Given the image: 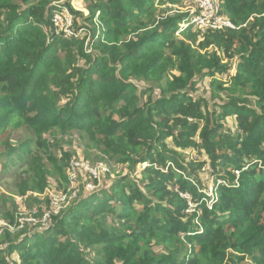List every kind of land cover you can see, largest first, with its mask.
<instances>
[{
	"label": "trees",
	"instance_id": "trees-1",
	"mask_svg": "<svg viewBox=\"0 0 264 264\" xmlns=\"http://www.w3.org/2000/svg\"><path fill=\"white\" fill-rule=\"evenodd\" d=\"M70 1L75 28L102 25L94 55L54 36V0H0V181L67 185L71 155L50 149L71 134L128 173L4 230L0 264H264V0H217L239 29L198 50L187 15L158 9L181 0ZM204 80L219 104L192 96Z\"/></svg>",
	"mask_w": 264,
	"mask_h": 264
},
{
	"label": "rangeland",
	"instance_id": "rangeland-1",
	"mask_svg": "<svg viewBox=\"0 0 264 264\" xmlns=\"http://www.w3.org/2000/svg\"><path fill=\"white\" fill-rule=\"evenodd\" d=\"M187 1L189 0H181L179 4L171 6L170 9L168 6H161L158 9L165 10L167 15L171 16H174L176 14H186L185 12L188 9ZM89 2L90 0H81V2L77 4L78 6L75 4V0H71L68 3L76 6V8L78 9L80 7V9L85 10ZM90 10V8L87 9L88 12ZM100 32H102L101 29ZM197 34L200 36L204 33H201L200 31L193 28L190 30L189 33H187L185 39L187 42H190L192 44V47L195 50L199 49L198 42L200 41V38H198ZM91 54L94 55L95 51L93 50ZM83 65V61L78 62V66ZM135 85L143 87L141 83H135ZM196 87L197 92L192 94L194 98L202 97L203 99L209 102V106H211L213 103L219 104L221 102L220 99H210V87L207 80L197 82ZM46 138L49 141H52L50 135H47ZM56 138L59 139V141L57 142L59 147H54L53 149H50V151L51 153H54L58 159L61 158L60 150H63L65 152H69V154L71 155V161L69 162V164L75 161L82 162L90 167H95L97 164L103 163L97 160V158L100 157V154L94 148L86 147L85 143L80 139L77 134H71L63 138H60V136L57 135ZM188 156L194 157V153L188 154ZM103 165L107 169L108 172L106 174L108 175L105 176V174L102 175L100 173L97 179L90 177V175L83 170H77L79 166H74L75 182L79 184L78 196H81V198L83 199L88 197L89 194H86L83 190L85 185H95L96 188L99 185L97 191L106 190L111 184V182L118 179V175H121V177H123L126 173H128L125 167L117 166L111 162H104ZM65 173L67 176H70L69 171L67 172V170H65ZM57 178V180H55L53 177L48 179L47 187L45 188L44 193H27V195H25L24 197H20L18 195L15 185L10 179H4L3 181H0V220H2L8 227L14 230L16 226V221L21 217H34V215L36 214L40 216L44 212V210L47 209L48 201L52 194L68 193V191L72 188L70 180L68 184L65 185L60 177ZM201 181L203 184L204 191L207 192L208 196H214V194L211 192L212 180L206 174H202ZM6 212H9L12 215L11 220L5 219ZM108 223L110 225L112 224L111 217L108 218Z\"/></svg>",
	"mask_w": 264,
	"mask_h": 264
},
{
	"label": "built area",
	"instance_id": "built-area-1",
	"mask_svg": "<svg viewBox=\"0 0 264 264\" xmlns=\"http://www.w3.org/2000/svg\"><path fill=\"white\" fill-rule=\"evenodd\" d=\"M68 0H54L53 5L56 10L52 16V33L55 37L63 38L65 40L78 39L83 42L84 52L87 55H91L93 51L90 46L91 41V31L94 29L96 32L102 30V25L97 19H94L91 26L82 25L84 27L77 25L75 28L74 18L71 14L68 6ZM188 9L186 10L187 18L182 22V26H191L192 29H196L201 33L206 32H223L227 30H238L228 18L222 16L219 13V2L217 0H189L187 1ZM91 27V28H89ZM178 35V33H176ZM74 166H79L77 170H83L87 172L90 177L97 179L98 175L101 173L106 174L108 171L104 167L103 163L97 164L95 167H90L82 162H71L69 164V174L68 180L72 188L68 193H54L50 196L47 209L39 215H34V217H21L16 221V230H21L24 225H30L31 227H37L38 225L45 226L50 220L51 216H56L60 214L67 207L69 201L73 199L78 193V183L75 182V168ZM85 189L88 192H92L96 189L95 185H85ZM12 230L8 227L2 220H0V234L4 230Z\"/></svg>",
	"mask_w": 264,
	"mask_h": 264
},
{
	"label": "bare ground",
	"instance_id": "bare-ground-1",
	"mask_svg": "<svg viewBox=\"0 0 264 264\" xmlns=\"http://www.w3.org/2000/svg\"><path fill=\"white\" fill-rule=\"evenodd\" d=\"M57 38H59V37H57Z\"/></svg>",
	"mask_w": 264,
	"mask_h": 264
}]
</instances>
